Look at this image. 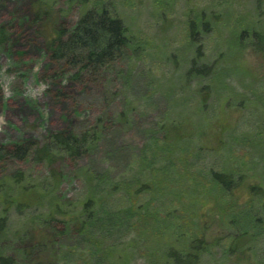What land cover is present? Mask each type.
Instances as JSON below:
<instances>
[{"label":"rangeland","instance_id":"374dc122","mask_svg":"<svg viewBox=\"0 0 264 264\" xmlns=\"http://www.w3.org/2000/svg\"><path fill=\"white\" fill-rule=\"evenodd\" d=\"M111 1L132 48L108 68L102 88L84 89L69 83L68 70L50 61L44 50L54 26H72L82 4L53 0L44 27L34 20L41 0H0L5 40L0 44V147L29 140L42 144L51 133L78 130L96 120L102 128L97 148L81 159H60L50 168L31 160L0 161L1 188L26 203L20 213L10 209L11 240L17 232H34L28 241L38 234L48 238L51 231L43 222L51 200L63 212L79 213L92 196L101 199L92 229L80 236L75 227L64 230L63 216H54L50 228L59 237L50 251L57 257L47 254L42 262L152 264L154 259L143 257L136 231L156 217L161 226L167 222L204 237L208 252L202 264H264V213L249 194L253 187L264 195V53L238 40L247 27L264 32V0ZM200 14L217 20L209 33L196 29L191 40L189 22ZM198 46L200 63H215L214 75L185 81ZM208 86L209 93L202 94ZM201 101H206L203 113L197 112ZM121 113L128 114L125 124L118 121ZM172 123L187 125L179 139L163 143L161 127ZM52 169L61 175L59 186L49 174ZM211 170L239 181L220 204L214 195L201 197L187 180L199 174L203 181ZM19 174L22 185L33 188L25 197L15 186ZM133 178L160 185L162 192L165 187L168 194L149 204V195L130 197ZM114 183L118 189H111ZM174 193L185 198L175 200ZM247 213L256 218L255 226L227 252L230 234L244 227ZM233 219L240 221L230 224Z\"/></svg>","mask_w":264,"mask_h":264},{"label":"trees","instance_id":"16d2710c","mask_svg":"<svg viewBox=\"0 0 264 264\" xmlns=\"http://www.w3.org/2000/svg\"><path fill=\"white\" fill-rule=\"evenodd\" d=\"M76 1L82 4L79 17L70 27L62 24L55 25L49 36L45 37L44 50L50 61L61 64L68 70L67 80L69 83L84 89H100L108 68L132 48V38L123 22L115 15L111 0H68L69 3ZM52 3L53 0H41L37 4L34 13L35 22L40 24L44 22V27L50 22ZM204 17H206L204 14H200L195 21L189 22L188 33L191 40L195 37L196 29H201L204 34L209 33L217 20L215 15H209L206 20ZM3 32V29L0 28V44L5 41ZM239 39V44L241 40L248 41L247 46L253 48L256 52L264 53V32L258 31L255 26L243 29L240 36H238ZM199 46L196 47L195 57L190 59L188 69L183 74L185 81L214 75L215 63L210 65L200 63L202 56ZM209 90H211V86L202 87L200 91L204 94L209 93ZM205 106L206 101H201L197 112L203 113ZM118 121L122 124L127 123L128 114L121 113L118 116ZM188 121H190L188 126L192 127L193 122L191 123L190 119ZM184 125L187 124L177 125L172 123L167 127H161V132L164 133L163 143L170 142L174 137L177 138V135L179 136L185 130ZM101 136L100 120H96L95 124L78 130L51 133L42 144L29 140L12 146H2L0 147V161L24 162L31 160L36 163H44L50 168L60 159L83 158L97 148ZM170 150H173V148ZM155 151L157 150L155 149ZM49 174L56 185L59 186L61 175L54 169ZM197 177L199 178V174L189 177L187 179L188 183H195L196 192L200 193L201 197L214 195V201H217L218 204L224 201L223 198L230 197L239 187V181L232 174L225 172L211 170L203 181ZM90 180H92L91 176ZM23 181L22 175L19 174L15 177V186L21 197H25L33 189L22 185ZM129 184V196L149 195L147 196L148 204L155 200L156 196L163 197L165 196L164 193H167L165 187L162 192L160 185L153 186L151 183L141 181L140 178L136 180L133 178ZM115 187L118 189L119 185L114 183L111 189ZM0 193L3 196V206L0 210V264H49L42 262L41 259L47 254L53 259L57 257L56 252L54 254L53 251H50V247L57 246L58 240L56 238L59 237L55 234V228H52V230L50 228L51 223L56 220L54 216H63L64 219L60 222L63 224L64 230L75 227L77 233L84 236L92 229L96 207L101 200L100 198L87 196L82 202L79 213H68L63 212L57 201L53 199L50 202L51 212L49 217L43 222L44 228H49L51 231V234H48L50 237L47 238L38 234L32 238L33 240L28 241V237L30 234L33 236L34 232H25L24 234L17 232L11 240L8 229L10 209H15L20 213L26 203L25 201L16 200L7 187L2 189L0 186ZM249 194L259 200L258 209L264 213V195L253 187L249 189ZM198 195L195 197H198ZM172 196L175 200L185 198L183 193H174ZM186 196H189V194H186ZM145 206L149 205L146 204ZM174 210V208L169 209L166 216H172ZM144 211L146 212V210ZM247 216L248 219L244 227L238 230L235 229L236 233L230 234L231 241L228 243L227 252L237 245L238 239L242 236L250 235V227L255 226L256 218L253 217L252 213H247ZM155 218L154 222L148 225L145 223L142 230L138 232L134 230L137 233L138 242L143 244L146 251L143 255L144 258L154 259L155 262H152V264H156V262L158 264H202V258L208 252V246H206L207 243L203 236L198 235L196 232L193 233V231L188 234L181 229V226L173 227L167 225V222L165 226H161ZM234 219L230 224L240 221L238 219L234 221ZM142 222L145 221L142 220ZM50 240H53L51 245L49 244ZM7 244L8 246H6Z\"/></svg>","mask_w":264,"mask_h":264}]
</instances>
